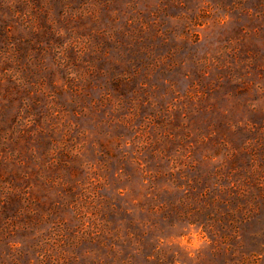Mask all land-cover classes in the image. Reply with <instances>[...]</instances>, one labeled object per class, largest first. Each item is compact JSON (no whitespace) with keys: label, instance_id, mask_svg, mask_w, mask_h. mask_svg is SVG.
I'll use <instances>...</instances> for the list:
<instances>
[{"label":"rangeland","instance_id":"374dc122","mask_svg":"<svg viewBox=\"0 0 264 264\" xmlns=\"http://www.w3.org/2000/svg\"><path fill=\"white\" fill-rule=\"evenodd\" d=\"M0 264H264V0H0Z\"/></svg>","mask_w":264,"mask_h":264},{"label":"clouds","instance_id":"9594fccd","mask_svg":"<svg viewBox=\"0 0 264 264\" xmlns=\"http://www.w3.org/2000/svg\"><path fill=\"white\" fill-rule=\"evenodd\" d=\"M199 246V240L198 239H194L193 241H192V243L190 244V247L191 248H196V247H198Z\"/></svg>","mask_w":264,"mask_h":264}]
</instances>
